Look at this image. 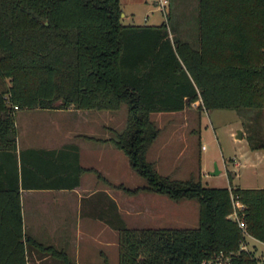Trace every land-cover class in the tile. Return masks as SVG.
<instances>
[{
    "label": "trees",
    "instance_id": "trees-1",
    "mask_svg": "<svg viewBox=\"0 0 264 264\" xmlns=\"http://www.w3.org/2000/svg\"><path fill=\"white\" fill-rule=\"evenodd\" d=\"M197 12L194 44L171 36L165 21L123 23L120 0H0V82L10 80L0 88V154L16 163L15 107L116 109L126 103V123L114 136L87 137L111 141L146 179L136 187L113 183L80 164L74 142L21 149L19 165L0 177L15 198V206L1 212L11 223L0 224V264H26L29 242L63 264H77L64 249L24 233L19 188L74 187L85 170L129 193L198 201L193 227L110 221L118 230V264H217L221 251L228 264H263L241 247L246 234L230 213L233 200L242 201L246 230L264 242V186L207 185L199 175L162 174L147 158L159 133L150 113L197 99L206 108L237 109L246 116L251 148L264 147V0H199ZM3 163L0 169H8Z\"/></svg>",
    "mask_w": 264,
    "mask_h": 264
},
{
    "label": "rangeland",
    "instance_id": "rangeland-1",
    "mask_svg": "<svg viewBox=\"0 0 264 264\" xmlns=\"http://www.w3.org/2000/svg\"><path fill=\"white\" fill-rule=\"evenodd\" d=\"M198 1L169 0L161 5V0H120V5L127 12L133 11L134 22H144L146 14L152 9L158 19L167 23L169 31L175 21L173 9L179 7L186 15L183 16L184 27L190 29L184 36L181 35L190 37L193 42L197 34ZM122 21L129 22L127 18ZM6 82L9 83L10 80ZM4 85L5 83L0 82V88ZM198 103L183 112L159 110L150 113L159 127V133L147 151V158L155 162L156 169L162 174H172L180 178L189 177L191 174L199 175L207 185L251 186L261 183L260 176L264 173L261 166L264 160L259 167L258 164L255 167L256 155L261 150L253 149L249 145L246 116L235 108H206ZM16 111L21 146L27 140L43 144L41 134L46 129L55 130L56 125L52 123L58 121V134L83 145V161L105 167L108 178L114 183H123L129 187L146 184V179L130 166L126 154L111 141L102 143L101 140L91 137L84 139L75 134L85 131L93 137L114 136V130H120L126 123V103L116 109H91L90 115H85L86 118L65 112L56 113L54 110L43 113L37 111L36 115L33 113L31 116L30 111H25L24 108ZM31 121L34 125L26 124ZM238 128L242 129V137L235 136ZM216 166L219 172L212 173ZM235 171L237 176H233ZM87 175L96 181L89 188H97L95 193L82 192V196L68 198L65 202L54 197L42 204L26 201L23 211V230L44 245H55L64 249L74 262L85 259L90 264H105L107 259L109 264L119 263L118 230L111 226L110 221L122 219L129 226L172 227H193L199 223V204L196 198L175 200L166 194L146 190L129 193L121 186L107 184L93 170L87 171ZM104 189H109L108 194ZM128 199L136 206L143 205L144 200L150 202L151 206L156 203V211L159 213L153 217V213L146 211L143 219L138 218L139 213L131 209ZM127 208L130 209V214L125 212ZM106 238L114 242L107 243ZM245 242L256 256L262 258L264 264L263 245L254 241L249 234H246ZM27 248L29 263L37 264L32 257L38 251L37 246L29 244ZM42 253L49 256V261L53 259L63 264L49 250L44 249Z\"/></svg>",
    "mask_w": 264,
    "mask_h": 264
},
{
    "label": "crops",
    "instance_id": "crops-1",
    "mask_svg": "<svg viewBox=\"0 0 264 264\" xmlns=\"http://www.w3.org/2000/svg\"><path fill=\"white\" fill-rule=\"evenodd\" d=\"M169 0H167L168 2ZM121 3V2H120ZM122 19L123 18H127L129 20V22L125 23V24H158V23H161L162 21L160 19H158V17L152 13L153 10L151 9L150 10V13H147L146 16H145V20L144 22H134L133 21V16H134V13L133 11H125L123 10L122 8ZM173 14H174V17H175V21H174V25L173 26H170V33H174V34H178L182 37L183 34H186L188 32H190V29L189 28H185L184 27V20H183V16L185 17L186 15H184L182 9H180L179 7H174L173 9ZM155 16V17H154ZM121 19V20H122ZM123 22V21H122ZM194 31V29H193ZM182 34V35H181ZM184 36V35H183ZM183 38H186L188 39L189 41H192V39L190 37H183ZM194 44L196 43V39L193 40ZM2 82H4L5 84H8L6 82V80H8V78H3L1 79ZM201 100L200 99H197L195 101H192L190 103V105L188 106H185L184 108L182 109H179V110H172V111H176L177 113L178 112H183L187 109H189L191 106H195L196 104L198 105ZM25 109V111H30L29 115H36L37 111L43 113V111H56V113H70V114H73V115H76V116H80L81 118H86L85 115H90L91 113V109L92 108H73V107H67V108H61V107H52V108H43V107H22ZM16 109H19L17 107L14 108V120H15V126H16V163L15 162H12L13 160L11 158H9V160L7 161L5 158H6V154H0V166L2 165L1 164V161L4 160L5 163H3L8 169H0V177L3 176V172L7 171L8 172V177L12 174L14 167L16 165H19V151L21 149H25V148H29V147H35V148H48V149H51V148H59L61 146H63L64 144L68 143V142H74L78 145V152H79V162L81 165H83L84 167H92V168H96L97 170H101L100 172L107 178L109 176L108 174V171L107 169H105V167H97V165H95V163H86L85 161H83V151H84V147L83 145H81L80 143H77L73 140H67L64 138V135H60L58 134L56 131V129H59V125L60 123L57 121L55 123H52L53 125L55 124L56 126L54 127L55 130H49V129H46L45 132H43L40 136L42 138V141H43V144L39 143V144H36V143H32L31 140H27L26 141V144L21 146L20 143H19V123H18V119H17V116H18V113L16 111ZM46 113V112H45ZM49 113V112H48ZM17 115V116H16ZM30 126L34 125V122L31 121L29 123H26ZM76 136H80L82 138H86L87 135L89 136L90 133H87L85 131H79L77 133H75ZM35 142V141H34ZM45 142V143H44ZM100 142L102 143H105V142H108V141H104V140H101ZM256 150H258L259 148H255ZM261 150V153L257 156L256 155V164H255V167H257L256 165L258 164V167L259 165H261L262 161L264 160V147L260 148ZM58 168V167H57ZM261 168H264V164H262ZM87 171L89 170H85L83 171L81 174H80V177H79V183L77 185H75L74 187H54V186H51V187H23V186H20L19 188V192H20V203H21V217H22V220H23V211H24V207H25V202L27 201H33V202H37V204H42L44 203L45 200H49L51 198H58L60 200H63L65 202V200H67L68 198H78L79 196H82V192H86L87 194H93L97 191V188L96 189H89L93 184L95 185L96 181H94V178H92L91 176H88L87 175ZM264 171V170H263ZM58 172H59V168H58ZM238 173L237 171H235L233 173V176H237ZM2 179V178H1ZM0 179V180H1ZM260 182L259 184L257 185H251V186H264V173H262V175L260 176ZM110 180V179H109ZM112 181V180H110ZM114 183V181H112ZM108 184V183H107ZM103 191H105L107 194H108V191L109 189H104ZM12 187L11 185H2L0 184V224L2 223H11V216L9 215H5L3 216L2 215V210L3 209H8V208H11L12 206H15V198H12ZM75 193V194H74ZM149 193V192H148ZM150 196V195H149ZM152 198V196H151ZM113 199H115L113 197ZM154 198H152V202ZM40 202V203H39ZM128 202L131 204V209L133 211H136L139 213L138 215V218H144V212H151L153 213V217H156V213H159V211H156L158 210L157 209V205L155 203H153L154 206H151L150 202H146V200H144V204L143 205H140V206H136V204L132 203V201H130L128 199ZM134 207L135 210L133 209ZM125 212L127 214H130V209L127 208L125 209ZM107 226H105L106 228ZM113 227V226H112ZM110 230H112V228H110ZM24 231V230H23ZM107 232V231H105ZM24 233L27 235V236H30L32 237L33 239H35V237L32 235V234H28L27 232L24 231ZM106 234V233H105ZM254 241L256 242H260L262 245H263V250H264V242L263 241H260L258 239H255L254 238ZM106 242L109 243V242H114L112 239H109V238H106ZM255 246V242H252ZM29 244H33V243H26V249H25V252H26V264H30L29 263V253H28V245ZM55 246V245H54ZM257 247V246H256ZM38 251L35 252V255L33 254V258L36 260V263L37 264H59L57 261H49V256L46 255V254H43L42 253V250L39 249L37 247ZM262 250V249H261ZM262 250V252H263ZM86 252V251H84ZM87 254V253H86ZM85 254V255H86ZM107 260V259H106ZM108 262V260H107ZM77 264H90L87 263L85 261V259H83L82 261H76ZM109 264V263H108Z\"/></svg>",
    "mask_w": 264,
    "mask_h": 264
},
{
    "label": "built area",
    "instance_id": "built-area-1",
    "mask_svg": "<svg viewBox=\"0 0 264 264\" xmlns=\"http://www.w3.org/2000/svg\"><path fill=\"white\" fill-rule=\"evenodd\" d=\"M167 0H161V5H164V3L166 2ZM234 194H232V197H233ZM243 208H244V204L242 201H240L239 199H234L233 200V210L231 211L230 213V216L232 218H234L237 223L243 228V231L245 234H249L251 235L247 230H246V227H245V223H244V215H243ZM252 236V235H251ZM253 238H255L254 236H252ZM256 239V238H255ZM241 247L243 248H248L247 247V244L245 242V240H242L241 241ZM229 259L228 255H224L223 252H219L217 254V257H216V263L217 264H227L228 260H225V259Z\"/></svg>",
    "mask_w": 264,
    "mask_h": 264
},
{
    "label": "water",
    "instance_id": "water-1",
    "mask_svg": "<svg viewBox=\"0 0 264 264\" xmlns=\"http://www.w3.org/2000/svg\"><path fill=\"white\" fill-rule=\"evenodd\" d=\"M236 137H242V129L238 128L237 132L235 134ZM219 169L217 168V166L212 170V173H218Z\"/></svg>",
    "mask_w": 264,
    "mask_h": 264
}]
</instances>
